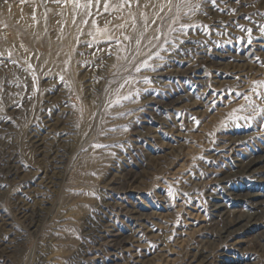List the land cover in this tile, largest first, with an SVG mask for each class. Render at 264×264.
<instances>
[{
	"label": "rangeland",
	"instance_id": "obj_1",
	"mask_svg": "<svg viewBox=\"0 0 264 264\" xmlns=\"http://www.w3.org/2000/svg\"><path fill=\"white\" fill-rule=\"evenodd\" d=\"M74 2L0 0V264H264V0Z\"/></svg>",
	"mask_w": 264,
	"mask_h": 264
},
{
	"label": "bare ground",
	"instance_id": "obj_2",
	"mask_svg": "<svg viewBox=\"0 0 264 264\" xmlns=\"http://www.w3.org/2000/svg\"><path fill=\"white\" fill-rule=\"evenodd\" d=\"M75 2H76V0H75ZM74 2V3H75ZM76 7V6H75ZM77 8V7H76ZM76 8H72L73 10H75ZM148 12H152V8L151 9H149V11ZM7 17V16H6ZM4 21H5V23H10V19L7 17V18H4ZM62 32V31H61ZM56 52V51H55ZM57 53V52H56ZM55 53V54H56ZM249 69V68H248ZM187 142V141H186ZM251 157V156H250ZM251 159V158H250ZM257 162H259V159L257 160V159H252V160H248V162H246L245 164H242V165H240L238 168H239V173L238 174H241V175H243V174H246V173H248L249 171H251V169H252V167L257 163ZM253 171V170H252ZM235 175H237V174H235ZM229 193V192H228ZM228 195V194H227ZM231 195V194H230ZM229 195V196H230ZM232 195H234V194H232ZM241 196V195H240ZM261 196V194H249V195H247V201L250 203V205H251V207L253 208V212L252 213H250V214H248L249 216H242V217H238V218H235V219H229V218H224V216H225V213H224V210H225V208H226V205H224V204H216L215 206H214V213H213V216H214V218L216 219V221L215 222H213L212 224L213 225H222L223 224V226H222V228L218 231V236L217 237H219L218 239H226V238H228V237H230L231 235H232V233H233V228L235 227V226H237V225H239V224H241L242 223V221H245V219H247V221H248V226H252L253 224H256V222L259 220V212L261 211V207L259 206V204H261L260 203V201L258 200L259 199V197ZM227 197V196H226ZM223 198V197H222ZM236 198H237V196H236ZM263 201H264V199H263ZM263 203V202H262ZM213 207V206H212ZM236 212V211H235ZM234 215H235V213H234ZM241 215V214H240ZM229 216V215H228ZM227 216V217H228ZM221 221V222H220ZM211 225V224H210ZM217 228V227H216ZM220 228V227H219ZM216 230V229H215ZM217 232V231H216ZM212 233H213V231H212ZM214 234V233H213ZM215 238V237H214ZM184 242V241H183ZM119 243H121V245H122V247H126V245L129 243H127V240H125V239H123V240H121V241H118V245H119ZM130 244V243H129ZM204 245V244H203ZM122 249V248H121ZM128 249V248H127ZM165 249V248H164ZM163 249V250H164ZM166 250V249H165ZM199 251V250H198ZM204 251V250H203ZM161 252V251H160ZM197 254V253H196ZM157 255V254H156ZM164 256V255H163ZM195 256V255H194ZM198 256H200V257H203L204 259H207V264H212L211 262H210V260H209V256H206V255H204V252H200V254H198ZM160 258H162V256H160ZM167 258V257H166ZM154 259V258H153ZM157 259V258H156ZM155 259V260H156ZM160 260V259H159ZM164 260V259H163ZM162 260V261H163ZM166 260V259H165ZM157 261V260H156ZM194 261V260H193ZM167 264V263H166Z\"/></svg>",
	"mask_w": 264,
	"mask_h": 264
},
{
	"label": "snow or ice",
	"instance_id": "obj_3",
	"mask_svg": "<svg viewBox=\"0 0 264 264\" xmlns=\"http://www.w3.org/2000/svg\"><path fill=\"white\" fill-rule=\"evenodd\" d=\"M126 3H131V0H125ZM214 2V0H213ZM92 4V0H88V3L87 4H84V5H80V4H77L78 7H89L90 5ZM105 9H107V4H105ZM87 21H85L86 23ZM257 83H264V82H257ZM262 112H264V109L261 110ZM198 123V122H197Z\"/></svg>",
	"mask_w": 264,
	"mask_h": 264
}]
</instances>
